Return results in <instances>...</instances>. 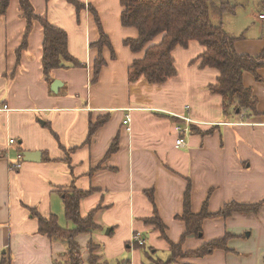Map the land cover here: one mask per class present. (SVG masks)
<instances>
[{
    "label": "crops",
    "instance_id": "1",
    "mask_svg": "<svg viewBox=\"0 0 264 264\" xmlns=\"http://www.w3.org/2000/svg\"><path fill=\"white\" fill-rule=\"evenodd\" d=\"M79 1L94 9L115 55L111 60L110 51L102 50L106 66L94 84L99 53L92 45L99 31L87 9L77 13L65 0H30L36 15L66 33L68 53L83 66L53 71L49 84L42 78L40 24L34 23L17 58L25 28L18 0H10L0 20V264H64L66 244L38 234L29 210L44 218L54 215L59 224L63 216L60 226L71 228L60 194L71 185L88 194L80 201L82 217L99 208L93 218L99 229L75 239L83 264H88L90 243L97 246L94 254L102 264H150L133 246L136 234L151 257L163 263L170 257L168 242H181L182 252L191 254L226 238V250L191 254L170 264H264V206L257 213L205 219L201 238L186 236L178 218L187 188L193 214L201 212L205 201L210 214L228 203L264 202V70L258 71L259 80L249 73L242 76L257 99L256 116L223 115L220 96L208 91L218 72L200 68L204 49L196 42L173 51L175 78L162 85L143 78L129 83L128 68L143 53L133 54L123 45L138 34L122 27L120 0ZM260 21L254 37L226 31L224 23L226 32L241 38L237 54L258 56L264 50ZM182 118L192 121L194 132L176 147L175 126ZM100 120L104 123L88 137ZM114 140L117 150L106 156ZM26 152L40 157L25 162ZM154 210L164 235L145 223Z\"/></svg>",
    "mask_w": 264,
    "mask_h": 264
},
{
    "label": "trees",
    "instance_id": "2",
    "mask_svg": "<svg viewBox=\"0 0 264 264\" xmlns=\"http://www.w3.org/2000/svg\"><path fill=\"white\" fill-rule=\"evenodd\" d=\"M65 1L72 5L77 13L87 9L93 15L98 28L99 39L92 45L99 53L93 65L91 83L94 84L102 68L106 66L102 50L107 48L110 51V59L114 60L113 49L108 37L102 31L94 9L79 0ZM239 1L241 0H120L122 27L133 28L138 34L135 39L125 40L123 45L133 54L143 53V56L135 59L128 68V82L134 83L143 78L150 85H162L170 81L177 75L172 57L173 51L178 47L186 49L191 42H196L204 49L199 57L200 68H210L218 72L216 82L209 85L208 91L211 95L220 96L223 115L239 116L243 112L253 116L258 115L257 99L251 89L244 87L242 76L244 73H249L256 80L260 79L258 71L264 70V50L258 56L239 55L236 53L235 44L241 38L224 30V18L227 15H235ZM9 2L10 0H0V20L5 16ZM255 2L259 14L264 12V0H255ZM18 5L21 18L25 21V28L21 45L16 50L17 58L26 49L28 36L34 23L38 22L43 33L41 59L43 80L48 84L51 83L53 71L58 69L83 67L68 53L67 35L64 31L36 15L30 0H18ZM103 123L104 120H100L94 127H90L88 137L93 133L94 128ZM178 125L183 126V120H178L176 126ZM193 129L194 127L190 125L189 133H193ZM116 150L117 142L114 140L106 156ZM60 194L64 217L72 225L71 228L60 226L54 215L44 218L34 209H30L29 212L38 222V234L47 236L51 241L66 244L64 264H83L81 248L75 239L80 234H91L99 229L93 222L94 214L99 208L82 217L79 212L80 201L88 194L76 190L73 185ZM147 196L152 202V194L149 193ZM263 206L264 202L254 206L228 203L218 213L210 214L205 201L201 212L193 214L190 209V189L187 188L183 199V213L178 218L186 226V236L194 235L201 238L202 222L205 219L228 218L234 213H257ZM145 223L152 224L164 235V226L156 210L154 217L146 219ZM225 241L226 238L212 241L191 254L200 257L211 254L216 249L226 250ZM168 244L170 257L165 263L153 259L151 250H147L144 244L134 243L133 246L149 257L150 264H170L177 258L191 255L182 252L181 242L179 244L168 242ZM97 249V246L89 244L88 264H102L99 262V257L94 254ZM5 263L4 260L1 264Z\"/></svg>",
    "mask_w": 264,
    "mask_h": 264
},
{
    "label": "rangeland",
    "instance_id": "3",
    "mask_svg": "<svg viewBox=\"0 0 264 264\" xmlns=\"http://www.w3.org/2000/svg\"><path fill=\"white\" fill-rule=\"evenodd\" d=\"M258 15L259 8L255 0H241L237 8V15H227L225 17V30L231 31L236 35L245 31L247 37H254L259 32L261 26ZM59 220L62 226L65 225L63 216Z\"/></svg>",
    "mask_w": 264,
    "mask_h": 264
},
{
    "label": "built area",
    "instance_id": "4",
    "mask_svg": "<svg viewBox=\"0 0 264 264\" xmlns=\"http://www.w3.org/2000/svg\"><path fill=\"white\" fill-rule=\"evenodd\" d=\"M259 19H260V20H264V14L259 15ZM4 108H5V107H4ZM187 109H188V108H187ZM182 120H183L185 126H179V125H178V126L175 127L176 133H177V135H178V137H177V139H176V141H175V146H176V147H183V146L185 145V144H184V139H183V137H184L185 135H188L189 132H190V130H189V124H190L192 121H191L190 119H187V118H182ZM122 123H123L124 126L129 125V123H130V118H129V116H125V119L123 120ZM128 130H129V128H128ZM13 142H14V141L11 140V141H10V144H12ZM14 167H15L16 169H19V168L21 167V164H16ZM132 241H133V243H138V244H140V245L144 244V240L141 239V237L139 236V234H136V235L133 237Z\"/></svg>",
    "mask_w": 264,
    "mask_h": 264
},
{
    "label": "water",
    "instance_id": "5",
    "mask_svg": "<svg viewBox=\"0 0 264 264\" xmlns=\"http://www.w3.org/2000/svg\"><path fill=\"white\" fill-rule=\"evenodd\" d=\"M54 86H56V83H53V87ZM23 157H24L23 159H24L25 162H30V161H33V160L37 161L39 159L38 157H40V154L27 153L26 152V153H24V156Z\"/></svg>",
    "mask_w": 264,
    "mask_h": 264
}]
</instances>
